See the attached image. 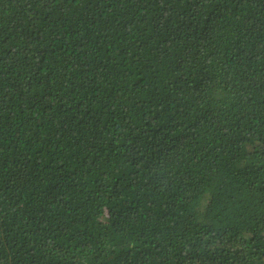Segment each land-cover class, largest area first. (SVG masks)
<instances>
[{
    "label": "trees",
    "instance_id": "16d2710c",
    "mask_svg": "<svg viewBox=\"0 0 264 264\" xmlns=\"http://www.w3.org/2000/svg\"><path fill=\"white\" fill-rule=\"evenodd\" d=\"M0 264H264V0H0Z\"/></svg>",
    "mask_w": 264,
    "mask_h": 264
}]
</instances>
